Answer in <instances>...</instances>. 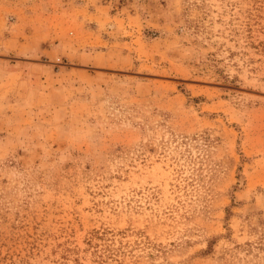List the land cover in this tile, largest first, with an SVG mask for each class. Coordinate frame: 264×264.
I'll use <instances>...</instances> for the list:
<instances>
[{
    "label": "rangeland",
    "instance_id": "rangeland-1",
    "mask_svg": "<svg viewBox=\"0 0 264 264\" xmlns=\"http://www.w3.org/2000/svg\"><path fill=\"white\" fill-rule=\"evenodd\" d=\"M0 264H264V0H0Z\"/></svg>",
    "mask_w": 264,
    "mask_h": 264
}]
</instances>
